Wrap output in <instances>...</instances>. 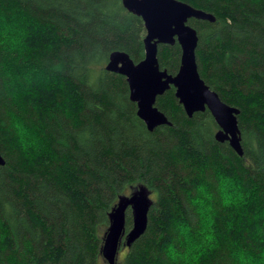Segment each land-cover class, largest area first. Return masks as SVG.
<instances>
[{"label":"trees","instance_id":"obj_1","mask_svg":"<svg viewBox=\"0 0 264 264\" xmlns=\"http://www.w3.org/2000/svg\"><path fill=\"white\" fill-rule=\"evenodd\" d=\"M182 1L215 17L188 24L201 78L239 109L242 155L172 86L155 102L170 124L146 128L105 69L112 51L144 56L121 0H0V264L105 263L108 212L140 184L147 227L116 264H264V0ZM157 57L175 74L180 47Z\"/></svg>","mask_w":264,"mask_h":264},{"label":"water","instance_id":"obj_2","mask_svg":"<svg viewBox=\"0 0 264 264\" xmlns=\"http://www.w3.org/2000/svg\"><path fill=\"white\" fill-rule=\"evenodd\" d=\"M127 11L140 16L144 23V56L134 62L120 50L112 51L105 69L125 77L129 98L136 104L137 115L151 131L162 124H170L159 110L156 99L171 86L174 95L188 117L208 110L218 126L215 138L228 141L232 149L242 155L240 131L237 123L239 109L221 100L201 78L197 62V31L188 24L191 18L215 21L213 14L182 0H121ZM180 47V63L175 74L161 69L158 62L159 44ZM5 159L0 154V166ZM151 191L145 185H137L129 194L119 195L108 212V225L103 232L101 255L106 264H116L121 245L129 247L146 230L148 212L153 203ZM131 212V227L125 231L126 210Z\"/></svg>","mask_w":264,"mask_h":264},{"label":"rangeland","instance_id":"obj_3","mask_svg":"<svg viewBox=\"0 0 264 264\" xmlns=\"http://www.w3.org/2000/svg\"><path fill=\"white\" fill-rule=\"evenodd\" d=\"M150 197H153V195L150 194ZM125 247L126 246H123V245L120 246V248L118 250V255H117V260L116 261H118L123 256V254L125 252ZM102 264H105V263H102Z\"/></svg>","mask_w":264,"mask_h":264}]
</instances>
